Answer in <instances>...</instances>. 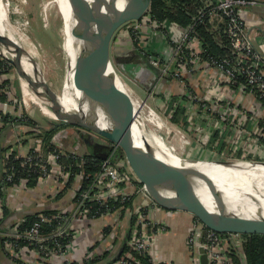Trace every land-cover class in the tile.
Returning <instances> with one entry per match:
<instances>
[{
	"label": "built area",
	"instance_id": "1",
	"mask_svg": "<svg viewBox=\"0 0 264 264\" xmlns=\"http://www.w3.org/2000/svg\"><path fill=\"white\" fill-rule=\"evenodd\" d=\"M203 3L202 12L208 14L211 30L217 33L222 25L228 41L227 53L218 59L204 55L205 50L195 34L194 25L177 29L172 22L160 24L145 13L141 18L123 24L115 32L114 37L118 31L123 34L119 35L121 37L130 33L134 35V40L139 42L138 52L158 69L156 80L159 84L155 87L167 82L163 89L166 95L164 111L159 114L156 108V111L147 108L144 113L143 103L135 118L151 114V120L147 122L148 131L182 159L264 162V38L258 40L257 31L251 34L244 18L245 12L258 5L259 1L203 0ZM147 37L160 43L146 51ZM156 48H161V58L155 55ZM173 82L179 87L174 91L180 92L176 100L169 103L173 94L169 84ZM178 107L184 108L185 119L174 122L171 116ZM184 122H187L186 127ZM52 142L59 147L56 142ZM108 145L117 149L112 143ZM30 149L36 152L35 157L42 158L40 146ZM12 151L7 149L2 153V165H5ZM19 156L15 154V158ZM22 157L26 158L23 165L33 158L29 151ZM35 164L41 168V174L34 187L28 186L26 178H19L17 183L5 188L6 194L0 198V227H4L0 228V249L3 251L4 264H15V259L23 264H86L96 254L104 251L115 253L118 246L116 231L107 235L100 233L95 240L87 235L88 227L85 224L96 218L88 217L84 203L87 200L104 204L116 198L124 201L134 194L140 200L125 213L134 215L136 219L130 228L127 241L129 249L112 264H145L133 252L147 254L151 264H180L161 260L154 249L156 236L167 230L164 216L159 219L151 216L152 210L160 207L140 184L127 160L121 157L114 161L106 158L87 189L81 187L83 173L75 176L67 190L69 195L64 197L69 199V204L65 203V207L51 216L38 213V220L33 226L20 232L19 226L25 218L17 215L4 218L3 204L12 202L16 210L43 206L37 198L39 193L29 197L25 193L49 185L56 195L69 177V173L57 163L54 152H49L42 163ZM6 179L11 181L12 175L8 174ZM163 211L165 215L171 213L166 209ZM106 215L119 216L117 212ZM55 221L58 225L50 233L42 232V225H50ZM64 236L69 239L63 245L60 238ZM106 236L108 239H105ZM20 238L27 239L28 243L18 245ZM50 240L54 241L52 246L48 244ZM97 240L99 242L93 249ZM243 240L244 236L239 233H219L208 229L193 216L186 238L190 264H200L202 253L206 256L207 264H233V250L243 260Z\"/></svg>",
	"mask_w": 264,
	"mask_h": 264
},
{
	"label": "water",
	"instance_id": "2",
	"mask_svg": "<svg viewBox=\"0 0 264 264\" xmlns=\"http://www.w3.org/2000/svg\"><path fill=\"white\" fill-rule=\"evenodd\" d=\"M145 1L143 9H135ZM152 0H76L83 18L85 34L82 29L78 37L85 38L87 62L77 68V82L81 92L80 109L67 111L59 96L46 90L42 85L41 73L27 50L14 42L8 35L0 33V47L12 50L14 58H8L19 78L24 79L30 92L43 105L65 113L61 123L72 125L88 137L98 136L107 143L96 142L100 148L108 143L116 145L123 153L132 171L143 184L151 199L160 207L168 210H181L192 214L206 228L224 233L260 234L264 236V216H249L231 211L224 207L223 194L208 180L198 174L209 187V193L218 204V209H210L204 202L195 181L194 171L187 167L172 165L155 154V149L139 133L140 127L134 122L123 126L119 110L116 62L119 55L112 52V42L117 29L123 24L141 18L149 9ZM77 19V17H76ZM79 28V23L76 25ZM146 66L158 73L146 57L134 51ZM6 57V55H5ZM26 57L32 64V75L27 73L18 59ZM82 59V58H81ZM80 59V61H81ZM80 83H79V78ZM60 120V119H59ZM59 125V123H55ZM133 125L137 137H133ZM142 132V129H141ZM100 139H97L98 141ZM137 144H136V143ZM202 166L228 168L236 166L264 167L258 161H225L221 159L187 158ZM122 248L117 252V257ZM202 252V249H200ZM200 264H207L206 256L200 255Z\"/></svg>",
	"mask_w": 264,
	"mask_h": 264
},
{
	"label": "trees",
	"instance_id": "3",
	"mask_svg": "<svg viewBox=\"0 0 264 264\" xmlns=\"http://www.w3.org/2000/svg\"><path fill=\"white\" fill-rule=\"evenodd\" d=\"M204 8L203 0H152L148 11L146 12V16H149L151 19L156 20L160 24L166 22H172L175 28H185L189 25H194L195 34L200 38L203 44V48L205 50L204 55L209 58L218 59L224 56L227 53L228 41L225 38L223 33L222 25L219 27L217 33L211 31V24L208 23V14L202 12ZM123 26V25H122ZM216 34V37H215ZM124 38L123 41H120ZM120 36L119 43H126L124 40H128L129 45H123L121 49L120 56L117 59L116 64H122L123 68L126 72L133 76H140L141 78L146 79L147 81L155 80L158 76L151 69L146 66V63L141 60V57L138 56L134 51L138 52L137 48L139 46V42L134 40V35L132 33L126 34L124 36ZM145 50H150V48L156 44L158 45L160 42L156 40H151L148 37L145 39ZM218 42V43H217ZM156 47V46H155ZM155 55L161 58V48L155 49ZM145 57L144 55H142ZM126 62V63H125ZM11 64L10 62L0 57V74L7 75L11 74ZM241 79V78H240ZM10 83V79H5L3 83L0 84V101H4L7 99V91ZM17 88V87H16ZM173 90V89H172ZM180 91H174L171 94V100L169 103H173L178 97V93ZM158 94H163L162 91ZM16 98H19V90L17 89L14 92ZM171 104H169V107ZM14 110L17 112L18 108L14 107ZM184 108L178 107L175 109L174 113L171 116V120L174 122L184 121L185 116H183ZM17 117L13 114H3L0 113V131L4 129L6 126L10 125V123H19L23 128V132L26 134H33L38 137V141L40 143V151L43 154L42 158L35 157L37 154L33 152V149H29L33 158L31 161H27L25 165L22 163L26 161V158L19 156L15 158L16 151H12V155L5 161V165H2V153L9 149L7 147L0 148V198L4 197L6 194L5 188H7L12 183H17L19 178H26L27 184L29 187H34L37 183V177L41 174V168L35 162H43V159L47 156L49 152H54L57 156V163L63 169V171L69 173L68 180L66 181L62 190L54 195L52 191L48 190L49 185H44L43 188H37L35 191H28L25 193L26 197L34 196L35 193H42V197L39 199L43 200V198H51V196L60 197L62 193L71 187V184L74 182L75 176L80 173H83L84 178L81 180L82 189H87L92 184L95 179V175L100 172L103 161L106 158H110L114 161L117 158H125L122 151L117 147V149H113L112 146H108L105 148H100L95 144V147L91 144V137L85 132H79V136L84 140L85 146L88 148V153L85 152L81 155L75 154L74 152L68 151V149H63L57 147L53 144L52 139L55 135L56 131L59 127H56L54 122L48 123L49 126L45 127L41 125L38 121L34 120L27 114L19 115ZM187 122H184V126L186 127ZM212 146V144H211ZM216 146V145H215ZM214 146V147H215ZM4 168V169H3ZM8 174L12 175V180L7 181L6 176ZM142 184V183H140ZM40 190V192H37ZM135 195V194H134ZM132 195L130 198H127L124 201H121L120 198L109 199L104 204L97 203L95 201H85L84 206L87 209V215L91 218H96L90 222H87L85 225L88 227L87 235L90 238L95 240V237H98V234L103 233L104 235L109 234L111 231H116L117 239L120 242L118 243L117 250L115 253L110 254L109 251H104L101 254L94 255L93 259L88 261L86 264H112L113 261L117 260L120 256H122L126 251H128L129 247L127 241L130 235V228L134 225L136 219L134 215L125 214L127 209H133V198ZM80 198V197H79ZM79 198H76V200ZM45 199V200H46ZM43 201H40L41 203ZM43 206H33L28 209H20L16 210L13 206H8V204H3L4 218L10 217L12 215H17V217L25 218V221H22L19 226V231H25L33 226L34 222L38 220V213H42L45 216H51L56 214L58 209H62L63 207L58 206L57 208H53L50 206H46L42 203ZM159 206V205H158ZM160 207V206H159ZM162 208V207H160ZM165 209V208H162ZM168 210V209H166ZM171 212L181 211V210H169ZM117 212L119 214L118 218H123L127 221V227L125 232L120 233L117 229L116 222L114 220V224H111V220L104 219L105 217H113L106 214ZM183 212V211H182ZM186 212V211H185ZM188 213V212H186ZM190 214V213H188ZM193 221V215L190 214ZM98 219H102L100 222V226L96 228L94 226L95 221ZM191 221V223H192ZM58 225L57 221L52 222V224H44L42 225V232L47 234L50 233L56 226ZM116 225V226H115ZM4 229V227H0ZM0 229V230H1ZM244 236V240L241 245V249L244 255V259L241 260L235 254V250L231 254V259L233 264H264V236L260 234H242ZM188 236V234H187ZM186 236V238H187ZM68 237L60 238L61 244H66L68 241ZM105 239H108L107 236ZM108 241V240H107ZM97 242L93 245V249L97 246ZM27 239L20 238L18 240V245L27 244ZM49 246L54 244V241H48ZM1 246V241H0ZM120 254L116 256L117 252L120 250ZM135 257L139 259L142 263L151 264L149 261V256L144 253L133 252ZM15 264H23L19 259L14 260ZM4 255L2 249H0V264H4ZM46 264V263H39Z\"/></svg>",
	"mask_w": 264,
	"mask_h": 264
},
{
	"label": "bare ground",
	"instance_id": "4",
	"mask_svg": "<svg viewBox=\"0 0 264 264\" xmlns=\"http://www.w3.org/2000/svg\"><path fill=\"white\" fill-rule=\"evenodd\" d=\"M60 1L61 12L64 14L68 24V57H69V71L64 79L61 93H57L56 90L50 88L48 81L42 76V85H46V90L50 93H54L59 96L60 102L63 108L67 111L80 109L81 92L77 82V68L79 64L83 62L82 66L87 62V56L85 52V38L78 37V32L82 29V35L85 34L83 18L80 10L77 6L76 0H56ZM66 5V6H65ZM145 5V1L140 2L135 9L141 10ZM16 5L11 4L9 0H0V33L8 35L14 42L27 50L32 59H37L35 45L23 34L20 33L19 28L9 19L8 12L11 8L15 10ZM18 11V10H17ZM18 17V16H17ZM77 17V19H76ZM19 18V17H18ZM19 21V20H18ZM79 23V28L77 24ZM0 51L5 55L10 52L11 58L15 57L12 50H6L0 47ZM82 58V59H81ZM81 59V61H80ZM24 69L32 75V64L29 63L26 57L18 59ZM40 73H43V69L39 67ZM81 76L79 78L80 83ZM20 86L23 95V100L26 104L29 101L39 104L43 114L50 118L61 120L65 118V113L57 112L50 109L48 106L40 104L36 97L30 92L27 82L20 78ZM118 87V99L119 116L121 123L126 126L127 123L134 122V125L140 127L139 133L146 139L152 147L155 149L157 157L164 161L180 167H187L190 171L196 175L195 181L198 184V190L202 196L204 202L210 209H218V204L212 199L209 193V187L201 179L197 178L198 174H201L208 178L210 182L223 194L224 203H221L227 209L246 214L249 216H257L259 214L264 216V167H251V166H236L228 168H219L212 166H202L198 163L191 162L190 160H184L174 153L170 152L164 144L162 146L159 141H155V136L150 139V135H147L143 130V127L147 126V122L151 120V114L144 116H137V113L142 107L139 99L134 95L133 91L128 87L125 81L122 80L120 75L116 81ZM141 116V117H140ZM133 125L132 134L133 137H137L136 127ZM142 127V128H141ZM142 129V132H141ZM153 135V134H152ZM136 143V142H135ZM137 144V143H136Z\"/></svg>",
	"mask_w": 264,
	"mask_h": 264
},
{
	"label": "rangeland",
	"instance_id": "5",
	"mask_svg": "<svg viewBox=\"0 0 264 264\" xmlns=\"http://www.w3.org/2000/svg\"><path fill=\"white\" fill-rule=\"evenodd\" d=\"M9 1L11 4L16 5L15 10L11 8L8 12L9 19L19 28L20 33L23 34L24 37H27L31 42L33 41L32 43L35 45L37 54L36 64L38 69L39 67L43 69L41 77L44 76V78H46L50 88L56 90L58 94L61 93L64 79L70 67L68 57L69 39L67 31L69 22L65 19L64 14L59 9L61 8L60 1ZM120 33L121 32L118 31L115 37L117 38L119 35H123ZM113 42H115V40ZM113 51L115 52V48L112 46V52ZM5 55L0 51V57L7 60L8 58H11L10 52ZM10 68L11 74L9 75V78L14 82L15 88L17 87L19 90V98H16L17 102L14 105L18 110L20 109L21 115L27 114L31 116L33 114L35 115L36 120L45 127H48V123L50 122L59 123L60 126L52 140L56 142L60 148L68 149V151L74 152L75 154L81 155L85 153L87 147L85 146L81 135L79 136L80 131H78L75 126L63 124L61 123V120H56L43 114L39 104L32 103V101H29L28 104L24 102L20 86V78L12 64ZM116 69L122 80L126 82L128 87L130 86L129 88L133 91L134 95L139 101L141 100L142 105L143 103L145 104L143 109L144 113L147 112L145 110L147 108H151L154 111L157 109L159 114L164 111L166 95L163 93V89L165 85H167V82H162L160 84L161 86L157 88L155 86L159 84V81L156 79L147 81L139 75H130L125 71L123 66L117 64ZM160 88H162V90ZM161 91L163 94H158ZM147 128L148 126L143 127V130L147 135H150V137L152 136L153 139L154 134L152 135ZM164 131L167 130L164 129ZM93 137L100 139L98 136ZM154 139L155 141L157 140L156 137ZM159 144L162 146L161 142H159Z\"/></svg>",
	"mask_w": 264,
	"mask_h": 264
},
{
	"label": "crops",
	"instance_id": "6",
	"mask_svg": "<svg viewBox=\"0 0 264 264\" xmlns=\"http://www.w3.org/2000/svg\"><path fill=\"white\" fill-rule=\"evenodd\" d=\"M258 1H259L258 5L251 7L247 12H245L244 18L247 21L249 30H251L250 31L251 34L257 31L255 33L258 36V40H263L264 38V0H258ZM257 28H260V29H257ZM215 37H216V34H215ZM119 38L120 36L117 38L115 37L114 39L115 42H113L112 45L115 48V52L113 51V53L115 55L120 56L123 45L124 44L129 45V42H127L128 40H124L126 43L120 44ZM123 39L124 38L122 37L120 41H123ZM120 66H122L121 63H120ZM5 79H10L8 74L7 75L0 74V84L3 83ZM10 83L11 84H9V86L7 87L9 90L7 91V99L4 101H0V113L1 112L3 113V110H6L3 114L11 115L14 113L16 116H19L21 115L20 109L17 112L14 110V107H16L14 104L17 102L14 92L17 90V88H15V84L11 79H10ZM176 88L179 89L178 85L175 82L169 84V89L171 91L172 89L174 90ZM30 117L36 120L35 115L33 114ZM59 126L60 125H56V127H59ZM37 138L38 137H36L33 134L24 133L23 128L21 127L19 123H10V125L6 126L4 129L0 131V148L9 146V150L16 151V153H18L19 155L24 156L31 147L40 146V143ZM194 156L197 157V154H194ZM48 190L51 191L50 186ZM67 190H65L60 197L51 196V198H47V199L43 198L44 201L41 200L42 199L41 198L40 201H43L42 203L45 204L46 206H50L53 208H57L59 205L61 207H65V203L67 205L69 201V199H64V197L68 194ZM41 195L42 193H39L37 198H40ZM139 200H140V197L137 195H134L133 205H135ZM12 205H13L12 202L8 204V206L10 207ZM151 216L156 219L162 218V216H164L165 223L167 226V230L165 232H162L156 236V240L153 245L154 249L157 251L159 258L163 261H174L180 264H190V254H189V251L186 245V236L187 234H189V231H190V226H191V221H192L191 215L186 213L185 211L183 212L174 211L168 215H165L162 208H158V209L155 208L154 210H152ZM104 219L106 220L108 219L109 221L111 220V224H114V220H117L116 225H117L118 231L122 234L123 232H125V229L127 227L126 225L127 221L124 220L123 218L119 219L117 217H111V218L105 217ZM99 220L100 221H98L97 219L95 221L94 226L96 228H98L100 226V222L103 221L102 219H99ZM120 240L117 241V243H119Z\"/></svg>",
	"mask_w": 264,
	"mask_h": 264
},
{
	"label": "flooded vegetation",
	"instance_id": "7",
	"mask_svg": "<svg viewBox=\"0 0 264 264\" xmlns=\"http://www.w3.org/2000/svg\"><path fill=\"white\" fill-rule=\"evenodd\" d=\"M91 138H92V139H91V144H92L94 147H95L96 142H102V143H105L104 140H101V139L98 141L96 137L91 136ZM86 147H87V146H86ZM86 152L88 153V148H87V151H86Z\"/></svg>",
	"mask_w": 264,
	"mask_h": 264
}]
</instances>
